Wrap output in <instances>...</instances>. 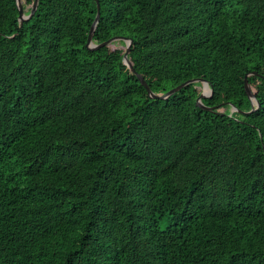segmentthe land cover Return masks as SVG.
<instances>
[{
	"label": "trees",
	"instance_id": "obj_1",
	"mask_svg": "<svg viewBox=\"0 0 264 264\" xmlns=\"http://www.w3.org/2000/svg\"><path fill=\"white\" fill-rule=\"evenodd\" d=\"M98 1L93 42L213 109L88 49L96 0H0V264H264V0Z\"/></svg>",
	"mask_w": 264,
	"mask_h": 264
},
{
	"label": "water",
	"instance_id": "obj_2",
	"mask_svg": "<svg viewBox=\"0 0 264 264\" xmlns=\"http://www.w3.org/2000/svg\"><path fill=\"white\" fill-rule=\"evenodd\" d=\"M16 1V6H17V9H18V20L20 22L26 20L27 18H29L30 16H32V14L34 13L36 7H37V3H38V0H34L33 1V4H32V7L29 11V13H25L24 10H23V6H22V1L21 0H15ZM96 15L94 17V20L90 26V29H89V33H88V36H87V41L85 43V46L88 48V49H96L100 46H103L105 44H108L110 42H113L115 40H123L125 43H126V49L123 53V63H125L129 69L136 74L137 78L139 79L140 83L145 87V89L147 90V93L148 95L151 97V98H166L168 97L169 95H171L172 93L176 92L177 90H179L181 87L189 84V83H192V82H196V81H201L202 82V86L204 88V91H201V93L199 94V96L197 97L196 99V105L199 106L200 108L202 109H205V110H212L213 108L210 107V106H207L205 104L202 103L201 101V98L203 96H210L212 94V89L211 87L208 85V82L205 80V79H200V78H191V79H188L186 81H183L182 83L170 88L168 91H166L164 94H157V93H154L150 87L148 86L147 82L145 81V79L143 78L142 75H140L139 73H137L135 71V69L133 68V66L131 65L129 59H128V52H129V49H130V44H131V39L130 38H127V37H123V36H113L101 43H95L92 41V36H93V32L95 30V27H96V23L99 19V15H100V4H99V1L96 0ZM252 73H255V72H252ZM244 88H245V91H246V94L248 96V98L251 100V104H252V107L249 111H253L256 107H258L259 103L258 101L256 100L255 98V95L252 93V90L250 88V85L247 81V75H245V78H244ZM233 110H236V108L231 105V112ZM263 151H264V147H263Z\"/></svg>",
	"mask_w": 264,
	"mask_h": 264
},
{
	"label": "rangeland",
	"instance_id": "obj_3",
	"mask_svg": "<svg viewBox=\"0 0 264 264\" xmlns=\"http://www.w3.org/2000/svg\"><path fill=\"white\" fill-rule=\"evenodd\" d=\"M201 91H204V88H203L202 84H201ZM230 110H231V108H230Z\"/></svg>",
	"mask_w": 264,
	"mask_h": 264
}]
</instances>
